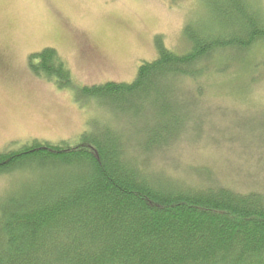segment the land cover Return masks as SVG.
Segmentation results:
<instances>
[{"label": "trees", "instance_id": "obj_1", "mask_svg": "<svg viewBox=\"0 0 264 264\" xmlns=\"http://www.w3.org/2000/svg\"><path fill=\"white\" fill-rule=\"evenodd\" d=\"M201 4L204 18L184 25L183 53L156 36L157 56L132 81L76 90L80 105L97 108L77 139L0 152V264H264L262 193L216 184L209 168L189 185L161 165L184 143L206 142L207 95L234 98L262 78L252 60L264 55L262 2ZM29 68L76 87L52 46L32 53ZM248 124L244 133L264 143V129Z\"/></svg>", "mask_w": 264, "mask_h": 264}, {"label": "rangeland", "instance_id": "obj_2", "mask_svg": "<svg viewBox=\"0 0 264 264\" xmlns=\"http://www.w3.org/2000/svg\"><path fill=\"white\" fill-rule=\"evenodd\" d=\"M201 5V0H0V152L34 139L51 143L77 139L89 128L97 108L93 101L80 105L76 90L132 81L139 64L157 56L156 36L172 51L183 53L188 46L184 25L202 18ZM46 46L56 48L74 89L60 88L30 70L29 56ZM83 47L92 49V57ZM260 58L257 53L252 60L257 59L254 74L258 68L263 79L257 75L246 93L235 99L207 95L202 104L211 111L200 108L207 122L206 142L196 146L186 142L161 162L174 179L193 185L196 168H209L221 179L216 184L264 195V143L256 139L257 133L242 130L254 122L257 129H264V105L256 106L264 101V55ZM210 180L200 184L208 186ZM7 182L0 177V198Z\"/></svg>", "mask_w": 264, "mask_h": 264}, {"label": "flooded vegetation", "instance_id": "obj_3", "mask_svg": "<svg viewBox=\"0 0 264 264\" xmlns=\"http://www.w3.org/2000/svg\"><path fill=\"white\" fill-rule=\"evenodd\" d=\"M90 47H83V52L86 53L87 57H92V49H89ZM99 64L101 65L102 63L105 65L104 61L101 59V57H97ZM3 61L2 59H0Z\"/></svg>", "mask_w": 264, "mask_h": 264}]
</instances>
